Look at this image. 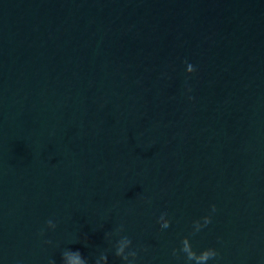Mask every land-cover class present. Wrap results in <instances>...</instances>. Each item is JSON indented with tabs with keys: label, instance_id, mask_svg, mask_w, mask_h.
I'll list each match as a JSON object with an SVG mask.
<instances>
[{
	"label": "water",
	"instance_id": "water-1",
	"mask_svg": "<svg viewBox=\"0 0 264 264\" xmlns=\"http://www.w3.org/2000/svg\"><path fill=\"white\" fill-rule=\"evenodd\" d=\"M212 204L194 247L264 264V0H0V264H94L121 224L183 264Z\"/></svg>",
	"mask_w": 264,
	"mask_h": 264
},
{
	"label": "clouds",
	"instance_id": "clouds-1",
	"mask_svg": "<svg viewBox=\"0 0 264 264\" xmlns=\"http://www.w3.org/2000/svg\"><path fill=\"white\" fill-rule=\"evenodd\" d=\"M187 72L192 75L196 72L195 66L188 64ZM191 92V89H188ZM189 99H194L189 97ZM150 203V201H145ZM218 211L215 204H212L206 215L196 219L192 223V231L188 236L183 237L180 240V246L173 248L171 256L178 261H183V264H209L210 261H217L220 257L219 251L215 247H209L202 250H198L194 247L192 238L203 232L213 222V217ZM158 224L161 230H167L172 226V219L167 211L160 214L158 218ZM47 228L55 231L57 224L49 219L47 222ZM125 228L121 224L115 232H109L106 234V239L109 241L111 247L103 252L95 259L94 264H109L108 253L113 252L116 258H118L122 264H137L140 259V253H147L146 247H136L133 244V240L124 234ZM51 244V241H47ZM62 264H90L88 258H86L79 250H73L71 248L65 249L61 253ZM49 264H55L54 259L49 260Z\"/></svg>",
	"mask_w": 264,
	"mask_h": 264
}]
</instances>
